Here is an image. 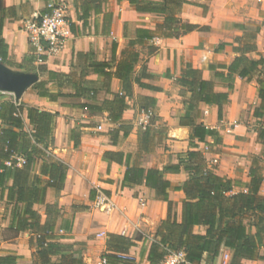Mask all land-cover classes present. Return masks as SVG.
<instances>
[{
	"label": "crops",
	"instance_id": "obj_1",
	"mask_svg": "<svg viewBox=\"0 0 264 264\" xmlns=\"http://www.w3.org/2000/svg\"><path fill=\"white\" fill-rule=\"evenodd\" d=\"M60 1L68 6L67 19L73 24V29L57 55L41 53L43 60L39 62L21 29V23L35 14L49 12ZM99 1L100 4H89V15L84 23L75 4L81 0H0V37L7 45L8 63L0 61L9 71L17 73H36L40 64L57 72L74 71L76 81L83 69V85L94 90L88 96H57L51 100L37 94V90L32 88L35 82L21 96L25 106L57 113L49 152L64 162L67 170L60 190H46L45 201L56 203L59 210L54 235L58 242L71 246L85 264H99V257L105 251L107 233L130 238L141 234V240H137L126 254L120 255L127 259L119 264H149L146 257L154 234L149 231H154L166 217L168 201L172 212L176 213L177 219L180 218L185 194L174 187L181 186L190 174L182 165L175 171L166 168L185 158L192 149L189 146L191 126L180 124V116L187 110L185 101L191 93L176 82L187 66L196 69L202 79L212 81L214 91L228 94L221 119L217 117L215 104L199 101L191 112L195 124H203L217 133L216 137L206 135L202 142L193 140L196 144L193 149L203 155L204 165L232 182L234 178L241 177L245 185L240 191H245L249 170L256 167L257 156L264 153V141L258 138L254 128L264 121V114L254 116V110L261 105L256 94L257 75L242 78L236 73L228 74L226 68L241 49L253 59L264 58V0H186L176 16L180 23L197 27L189 31L180 30L171 37H164L157 30L163 14L137 11L127 0ZM137 28L152 33L151 37L143 38L130 47L139 54L133 75L139 76L142 85L133 83L121 122L111 123L106 112L78 106L81 103L101 104L103 100L111 99L113 92L120 90L117 78H111L106 85L104 77L87 65L110 61L113 42L117 45L116 59H120L128 42L136 38ZM250 45L252 49L247 48ZM86 52H89L88 59L77 57L78 53ZM8 66L23 71L11 70ZM45 79L38 75L37 81ZM229 84L232 88H228ZM75 85L56 88L48 83L46 86L56 94L74 93ZM5 99L0 97V102ZM146 111L150 116L143 126L141 120ZM23 118L25 128L29 129L25 110ZM120 123L130 126V129L126 135L119 130L116 141L112 142V131ZM146 128L150 130L147 141L143 135ZM127 145L134 150L128 149ZM107 151L122 152V162L105 157ZM42 164L43 159L36 158L31 174L39 175L45 181L46 176L40 174ZM126 165L161 171L170 184L166 189L168 201L146 186L143 180L137 184H126L123 181ZM10 183L11 180L7 181L8 185ZM259 193L264 195V182ZM99 194L110 199L113 204L110 210L94 206ZM34 209L43 221L44 206L35 204ZM11 211L12 203L7 202L6 191L2 193L0 190V259H6L0 260V264H34L37 261L36 236L29 229L15 232L9 228ZM67 222L68 229H63L62 225ZM192 230L203 234L205 227L195 225ZM221 252L230 253L223 247L218 257ZM259 253L264 254V246ZM240 263L264 264V259L242 258Z\"/></svg>",
	"mask_w": 264,
	"mask_h": 264
},
{
	"label": "trees",
	"instance_id": "obj_2",
	"mask_svg": "<svg viewBox=\"0 0 264 264\" xmlns=\"http://www.w3.org/2000/svg\"><path fill=\"white\" fill-rule=\"evenodd\" d=\"M127 1L137 11L163 14V20L157 25V30L164 37L175 36L180 30L189 31L197 27L180 23L176 16L186 0ZM91 2L100 4L99 0H81L80 3H75L76 8L81 11L79 18L84 23L89 15L88 9ZM95 11H97V5ZM69 28L73 29V24L70 22ZM135 36V39L128 42V47L122 50L120 59H116L117 45L113 42L110 61L93 62L87 65L104 77L103 83L106 85L111 78H117L120 90L113 92L112 98L103 100L101 104L81 103L79 107L104 111L111 123L121 122V114L128 107L126 99L132 93L133 83L142 85L139 76L133 75L139 54L130 47L141 42L143 38L151 37L152 33L149 30L137 28ZM247 48L252 49L253 46L250 45ZM77 57L88 59L89 52L78 53ZM39 58L43 60L41 56ZM0 60L8 63L7 45L1 37ZM16 66L22 67L21 64ZM226 68L228 74L236 73L242 78L257 75L256 94L261 100V105L254 110V116H262L264 114L262 111L264 110V58L253 59L246 55V50L241 49L240 54ZM36 73L46 78L32 85L39 96L54 100L57 96L76 97L88 96L90 91L94 93L92 88L84 86L81 81L84 74L83 69L77 76L78 81L75 79L74 71L57 72L47 69L43 64L37 66ZM176 82L186 87L191 93L185 101L187 110L180 116V124L191 126L189 146L192 149L187 152L185 158H180L178 163L166 167L175 171L182 165L190 172L181 186L174 187L185 194L181 204L180 218L177 219L176 213L171 210V202L168 201L166 192L170 184L163 178L161 171L126 165L123 178L126 184H137L143 180L146 186L153 188L162 195L164 200L168 201L167 215L160 221L153 234L146 259L149 264H161L170 252L181 250L185 254L187 262L185 264H210V261L219 254L223 247L230 251V264H241L240 259L242 258L264 259V254L259 253L261 247L264 246V195L259 193L264 176L258 172L256 167L250 168L246 190L234 192L232 180L214 173L211 168L204 165L203 155L193 149L196 147L194 139L202 142L206 135L217 136L215 130L207 129L203 124H195L192 113L197 102L215 104L217 117L221 119L222 107L227 101L228 94L214 91L213 82L202 79L198 71L190 66L184 69ZM48 83L56 88L76 84V91L53 94L46 86ZM228 88H232V85L229 84ZM24 110L29 129L25 128ZM56 116V112L25 106L19 101L5 99L0 102L2 123L0 128V190L2 193L6 191L7 202L12 203V221L9 228L15 232L29 229L36 236L37 261L34 264H85L82 257L72 251L71 246L56 240L54 229L59 210L56 203L45 201L47 188L55 190L62 188L67 170V165L49 152ZM129 129L130 126L125 127L120 123V126L112 131V142L116 141L119 130L126 135ZM149 131V128L143 131L146 141ZM257 133L258 138L264 141V128L261 125ZM104 156L112 161L122 162L123 153L107 151ZM16 157H21L24 162L18 165ZM36 158L43 159L40 174L46 176L45 181L39 175L31 174V166ZM127 159L126 157V163ZM6 162H10V165ZM9 180L11 183L8 185ZM35 204L44 206L45 219L43 221L40 213L34 209ZM195 225L204 226L205 232L203 234L194 233L192 229ZM62 228L68 229V222L62 225ZM141 238V234L130 238L122 234L107 233L102 258L106 259V264H119L124 261L120 255L126 254L130 247ZM53 257L57 259L54 260Z\"/></svg>",
	"mask_w": 264,
	"mask_h": 264
},
{
	"label": "built area",
	"instance_id": "obj_3",
	"mask_svg": "<svg viewBox=\"0 0 264 264\" xmlns=\"http://www.w3.org/2000/svg\"><path fill=\"white\" fill-rule=\"evenodd\" d=\"M68 6L64 1L55 3L49 12L43 14H35L32 17L26 18L21 23V29L25 32L29 46L32 52L36 55L37 60L41 53L47 55H57L63 48L67 37L70 34L69 22L67 19ZM13 96L14 95L9 92ZM150 112H143V119L141 124H147ZM264 128V124H261ZM17 164L24 162L21 157H16ZM216 163V160L213 161ZM10 165V162H6ZM94 206L105 210H110L113 207L110 199L104 194H99ZM185 254L183 251L170 252L161 264H185ZM99 264H106V259L102 258ZM214 264H230V253L225 252L223 257H220Z\"/></svg>",
	"mask_w": 264,
	"mask_h": 264
},
{
	"label": "water",
	"instance_id": "obj_4",
	"mask_svg": "<svg viewBox=\"0 0 264 264\" xmlns=\"http://www.w3.org/2000/svg\"><path fill=\"white\" fill-rule=\"evenodd\" d=\"M38 75L33 72H11L0 63V91L10 92L19 100L23 91L36 82Z\"/></svg>",
	"mask_w": 264,
	"mask_h": 264
},
{
	"label": "rangeland",
	"instance_id": "obj_5",
	"mask_svg": "<svg viewBox=\"0 0 264 264\" xmlns=\"http://www.w3.org/2000/svg\"><path fill=\"white\" fill-rule=\"evenodd\" d=\"M0 63H1V61H0ZM8 68H10L11 70L23 71L22 69H20L18 67H15V66L14 67L8 66ZM29 91H30V89H29ZM21 96H22V94H21ZM21 96L19 98L21 100H19V101L22 102ZM0 97H2V99L5 97V98H7L9 100H13V96L11 94H9V92L0 93ZM203 116H204V114H203ZM261 124H264V122H260L257 125H255L254 128H255L256 132H257V129L260 127ZM127 147H128V149L134 150L129 145H127ZM257 157L258 158H257V162H256V168H257V170H258L259 173L263 174L264 173V153L262 154V156L259 155ZM233 180H234L233 181V184L235 186V187H233V190L234 191H237V190L240 191V190H242L241 188L243 187V185H245L244 180H242L241 177L240 178L239 177L238 178H234ZM155 230L154 231H149V233L150 234H153L155 232ZM136 235H138V234H136ZM223 255H224V252H221V254L219 255V257L217 256V257L213 258L210 261V264H214L215 262H217L219 260L218 258L223 257ZM120 257H121V259H127L126 256H120ZM99 259L100 260L102 259V255H100ZM99 263H100V261H99Z\"/></svg>",
	"mask_w": 264,
	"mask_h": 264
}]
</instances>
